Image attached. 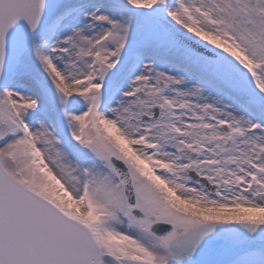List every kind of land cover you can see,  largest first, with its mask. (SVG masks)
Wrapping results in <instances>:
<instances>
[{
  "label": "snow or ice",
  "instance_id": "obj_1",
  "mask_svg": "<svg viewBox=\"0 0 264 264\" xmlns=\"http://www.w3.org/2000/svg\"><path fill=\"white\" fill-rule=\"evenodd\" d=\"M0 264H264V0H0Z\"/></svg>",
  "mask_w": 264,
  "mask_h": 264
}]
</instances>
